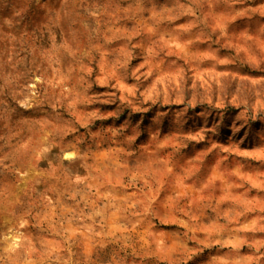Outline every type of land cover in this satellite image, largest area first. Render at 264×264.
I'll return each instance as SVG.
<instances>
[{
  "label": "rangeland",
  "instance_id": "obj_1",
  "mask_svg": "<svg viewBox=\"0 0 264 264\" xmlns=\"http://www.w3.org/2000/svg\"><path fill=\"white\" fill-rule=\"evenodd\" d=\"M0 264H264V0H0Z\"/></svg>",
  "mask_w": 264,
  "mask_h": 264
}]
</instances>
